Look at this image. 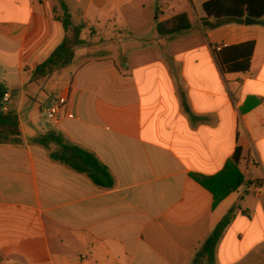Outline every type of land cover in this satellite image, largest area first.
<instances>
[{"label": "crops", "instance_id": "crops-1", "mask_svg": "<svg viewBox=\"0 0 264 264\" xmlns=\"http://www.w3.org/2000/svg\"><path fill=\"white\" fill-rule=\"evenodd\" d=\"M208 1L0 0V89L23 135L0 144V264H192L230 211L216 264H264V19L212 28ZM62 4L86 44L34 82L65 37ZM182 14L189 31L159 34ZM63 96L52 124L43 110ZM52 130L93 152L115 186L32 143ZM238 148L245 183L214 208L191 175L219 174Z\"/></svg>", "mask_w": 264, "mask_h": 264}, {"label": "trees", "instance_id": "trees-1", "mask_svg": "<svg viewBox=\"0 0 264 264\" xmlns=\"http://www.w3.org/2000/svg\"><path fill=\"white\" fill-rule=\"evenodd\" d=\"M61 10L62 12L57 18L64 27L65 37L51 56L37 67L33 77L34 82L48 78L54 73L70 67L74 62L76 49L86 44L82 40V33L87 28L86 24L81 23L75 26L71 14L63 4ZM203 10L207 16L203 22L212 28L232 23L243 24L246 18L262 23L264 19V0H210L203 5ZM210 19H213V24L208 22ZM191 28L190 20L185 14L176 15L157 26L159 34L164 37L186 32ZM4 92L0 89V93ZM260 104V100L254 99L250 105L244 108V112L251 111ZM32 143L44 148H50L51 145H54L56 150L51 153L52 160L67 166L78 174L85 175L96 186L106 189L115 186L112 173L102 164L99 158L93 152L72 143L61 132L48 131L36 137ZM0 144L15 146L23 144L19 116L13 110L5 113L0 108ZM242 158L243 150L238 148L235 155L219 174L212 177L191 175L196 182L213 195L214 208L244 185L245 177L239 169ZM233 217L234 213L230 211L214 228L196 253L192 264H216L218 244Z\"/></svg>", "mask_w": 264, "mask_h": 264}, {"label": "built area", "instance_id": "built-area-1", "mask_svg": "<svg viewBox=\"0 0 264 264\" xmlns=\"http://www.w3.org/2000/svg\"><path fill=\"white\" fill-rule=\"evenodd\" d=\"M0 101L3 112L8 113L12 110L11 109L12 95L10 92L0 93ZM67 103H68V98L65 96L61 97L56 103L46 107L43 110L42 113L43 117L52 124H58L61 120L62 112L67 106ZM257 190H258L257 184H251L247 188V191L249 193H255L257 192Z\"/></svg>", "mask_w": 264, "mask_h": 264}, {"label": "water", "instance_id": "water-1", "mask_svg": "<svg viewBox=\"0 0 264 264\" xmlns=\"http://www.w3.org/2000/svg\"><path fill=\"white\" fill-rule=\"evenodd\" d=\"M245 22H246V24H252L254 21L248 18V19H246ZM0 108H2L1 101H0Z\"/></svg>", "mask_w": 264, "mask_h": 264}, {"label": "rangeland", "instance_id": "rangeland-1", "mask_svg": "<svg viewBox=\"0 0 264 264\" xmlns=\"http://www.w3.org/2000/svg\"><path fill=\"white\" fill-rule=\"evenodd\" d=\"M135 35H136V34H134V36H135ZM114 50L117 51V47H115ZM129 51L135 53V52H136V49H135V50H134V49H133V50H129ZM44 109H45V108H44ZM43 121H45V119H44Z\"/></svg>", "mask_w": 264, "mask_h": 264}]
</instances>
